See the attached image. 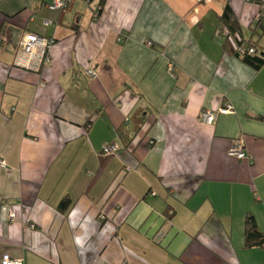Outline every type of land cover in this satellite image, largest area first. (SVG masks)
<instances>
[{
    "label": "crops",
    "instance_id": "crops-1",
    "mask_svg": "<svg viewBox=\"0 0 264 264\" xmlns=\"http://www.w3.org/2000/svg\"><path fill=\"white\" fill-rule=\"evenodd\" d=\"M50 2L0 0V264H264V67L218 30L230 5L250 38L264 0ZM24 32L54 41L39 71L14 64Z\"/></svg>",
    "mask_w": 264,
    "mask_h": 264
},
{
    "label": "built area",
    "instance_id": "built-area-1",
    "mask_svg": "<svg viewBox=\"0 0 264 264\" xmlns=\"http://www.w3.org/2000/svg\"><path fill=\"white\" fill-rule=\"evenodd\" d=\"M72 0H51L47 5L48 9L54 12L66 10ZM49 21H45V25L48 26ZM8 39L5 35L0 36V42H7ZM54 44L53 40H50L39 35L24 32L19 40L17 45V53L15 56L14 64L18 67L39 71L43 66H46L50 63L51 58L49 56V51ZM245 49H240V54H246ZM248 54H255L253 49H249ZM86 76L91 79H96L97 74L93 69H88L85 71ZM234 110L233 106L227 104L218 111L205 110L200 114V122L205 125H213L219 115H227L232 113ZM153 144V143H151ZM117 145L105 146L103 148V154L111 155L119 151ZM229 156L237 160H246L248 155L244 149V145L241 141H234L232 147L229 150ZM2 167H6L4 161H0ZM15 218V214L10 213V220L12 221ZM2 264H23V259H13L9 255H5L2 259Z\"/></svg>",
    "mask_w": 264,
    "mask_h": 264
},
{
    "label": "trees",
    "instance_id": "trees-1",
    "mask_svg": "<svg viewBox=\"0 0 264 264\" xmlns=\"http://www.w3.org/2000/svg\"><path fill=\"white\" fill-rule=\"evenodd\" d=\"M102 5L100 10H102ZM100 13V11H99ZM260 29V31H259ZM223 32L224 45L230 49L238 58H240L246 65L259 72L264 67V53L259 52V38L254 40L256 34L262 36L264 33V3H261L259 15L252 25L248 28L251 32V37H246L243 26L236 18L230 5H227L223 14L219 18V29ZM240 49H245V55L240 54ZM249 49H253L255 54H248ZM71 202L65 198L59 205L58 209L61 213L69 210ZM246 249L264 248V232H262L256 219L248 214L245 219V242Z\"/></svg>",
    "mask_w": 264,
    "mask_h": 264
}]
</instances>
